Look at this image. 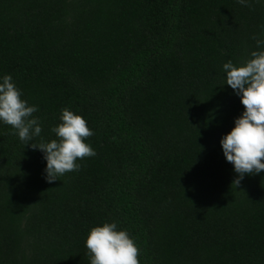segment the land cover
I'll list each match as a JSON object with an SVG mask.
<instances>
[{
    "label": "trees",
    "instance_id": "16d2710c",
    "mask_svg": "<svg viewBox=\"0 0 264 264\" xmlns=\"http://www.w3.org/2000/svg\"><path fill=\"white\" fill-rule=\"evenodd\" d=\"M0 0V80L42 133L68 108L93 157L49 183L44 153L0 122V264H91L117 224L141 264H264V171L236 186L221 139L244 106L223 64L264 50V0Z\"/></svg>",
    "mask_w": 264,
    "mask_h": 264
},
{
    "label": "clouds",
    "instance_id": "9594fccd",
    "mask_svg": "<svg viewBox=\"0 0 264 264\" xmlns=\"http://www.w3.org/2000/svg\"><path fill=\"white\" fill-rule=\"evenodd\" d=\"M247 6L246 0H238ZM258 46L264 41H257ZM226 84L244 106L242 115L235 119V127L220 141L227 162L234 166L238 186L245 175L264 171V50L251 52V58L234 65L223 64ZM39 109L22 99L21 90L11 75L0 80V122L11 126L25 145L44 153L46 180L52 183L58 177L78 171L79 160L93 157L95 150L85 141L94 133L87 121L68 108L61 110L60 121L51 131L56 138L38 145L30 143L42 133L40 120L33 114ZM91 264H141L140 249L126 230H117V224L104 223L93 227L85 241Z\"/></svg>",
    "mask_w": 264,
    "mask_h": 264
}]
</instances>
